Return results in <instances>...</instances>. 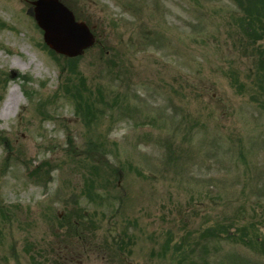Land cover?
<instances>
[{
	"label": "rangeland",
	"instance_id": "obj_1",
	"mask_svg": "<svg viewBox=\"0 0 264 264\" xmlns=\"http://www.w3.org/2000/svg\"><path fill=\"white\" fill-rule=\"evenodd\" d=\"M31 1L0 0V264H264V0H60L72 58Z\"/></svg>",
	"mask_w": 264,
	"mask_h": 264
},
{
	"label": "water",
	"instance_id": "obj_2",
	"mask_svg": "<svg viewBox=\"0 0 264 264\" xmlns=\"http://www.w3.org/2000/svg\"><path fill=\"white\" fill-rule=\"evenodd\" d=\"M33 17L43 30L45 43L59 53L76 55L94 42L84 22L74 20L72 12L58 0L32 1Z\"/></svg>",
	"mask_w": 264,
	"mask_h": 264
},
{
	"label": "trees",
	"instance_id": "obj_3",
	"mask_svg": "<svg viewBox=\"0 0 264 264\" xmlns=\"http://www.w3.org/2000/svg\"><path fill=\"white\" fill-rule=\"evenodd\" d=\"M263 19L264 18H262V17L259 18V28H260V31H261V35L259 34V32L256 33V34H258L259 37H262V38L264 37V21H263ZM259 54L264 55V49L263 48L261 50H259ZM82 217H83V214H82ZM243 229H244V227H242V228L239 229L241 231L240 235H242L244 233L243 232ZM221 230H223V227L218 228L217 230L215 228H214V230L208 229L206 234L209 235L210 237H212V236L213 237H216V236H219V232ZM226 234H228V233H226ZM202 236H206V235L202 233ZM240 237H242V236H240Z\"/></svg>",
	"mask_w": 264,
	"mask_h": 264
},
{
	"label": "bare ground",
	"instance_id": "obj_4",
	"mask_svg": "<svg viewBox=\"0 0 264 264\" xmlns=\"http://www.w3.org/2000/svg\"><path fill=\"white\" fill-rule=\"evenodd\" d=\"M12 96H13V95H12ZM13 98H14V97H9V98H8L7 104H5V107L2 109V112H5V110H6V111L10 110V108H11L10 103L13 101ZM5 103H6V102H5Z\"/></svg>",
	"mask_w": 264,
	"mask_h": 264
}]
</instances>
